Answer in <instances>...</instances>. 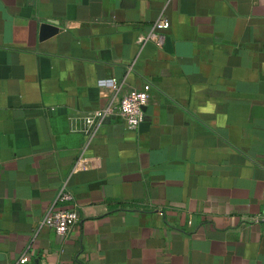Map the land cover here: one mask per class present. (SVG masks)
I'll return each instance as SVG.
<instances>
[{
	"label": "crops",
	"instance_id": "1",
	"mask_svg": "<svg viewBox=\"0 0 264 264\" xmlns=\"http://www.w3.org/2000/svg\"><path fill=\"white\" fill-rule=\"evenodd\" d=\"M263 185L264 0H0V264H264Z\"/></svg>",
	"mask_w": 264,
	"mask_h": 264
},
{
	"label": "built area",
	"instance_id": "2",
	"mask_svg": "<svg viewBox=\"0 0 264 264\" xmlns=\"http://www.w3.org/2000/svg\"><path fill=\"white\" fill-rule=\"evenodd\" d=\"M168 20L160 15L152 24L148 33L139 34L137 37L138 44L147 41H153L158 47L164 44V36L157 30L167 29ZM152 84L146 83L139 91L130 90L118 95V86L114 85L112 95L100 108L89 112L82 119V124L86 130V145L98 134L100 126L107 120L119 117L123 120L128 129L135 130L138 128L143 119V107L148 103ZM72 196L68 192L59 193L57 200L59 202H69ZM259 221L264 224V185L262 210L259 215ZM79 218L75 208H49L39 221L40 227H46L59 237H66L71 233L73 227L77 224Z\"/></svg>",
	"mask_w": 264,
	"mask_h": 264
}]
</instances>
